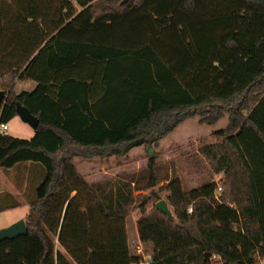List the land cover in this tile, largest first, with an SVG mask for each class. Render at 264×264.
I'll return each instance as SVG.
<instances>
[{
	"label": "trees",
	"instance_id": "obj_1",
	"mask_svg": "<svg viewBox=\"0 0 264 264\" xmlns=\"http://www.w3.org/2000/svg\"><path fill=\"white\" fill-rule=\"evenodd\" d=\"M19 81L36 86L17 94ZM0 90V124L18 103L40 121L31 140L0 134V168L43 171L28 235L0 243V264H139L127 230L137 210L148 264L264 258V0H0ZM226 116L220 142L199 150L223 175L222 193L213 180L184 192L172 177L166 203L178 222L138 205L135 193L159 180L154 148L187 120ZM141 146L146 170L98 183L71 152L104 161ZM0 198V211L20 205Z\"/></svg>",
	"mask_w": 264,
	"mask_h": 264
},
{
	"label": "rangeland",
	"instance_id": "obj_2",
	"mask_svg": "<svg viewBox=\"0 0 264 264\" xmlns=\"http://www.w3.org/2000/svg\"><path fill=\"white\" fill-rule=\"evenodd\" d=\"M22 86L23 84H20L17 91H20ZM194 111L197 110L192 112ZM199 119L197 117L185 121L170 135L165 137L158 147L154 148L155 170L159 179L157 186L135 193L138 198L144 197L137 204L142 205L146 202L147 213H153L154 208H157V203L161 200L166 201L169 195L167 187L172 177H178L181 180L184 192L199 188L210 180L215 181L219 187H223V175L213 172L212 166L199 153V150L204 146L220 142V139L215 137L214 134L228 126V116L216 126L201 125ZM8 124V135L11 137L31 140L35 135L34 130L23 122L19 116ZM71 152L77 155L73 163L78 172L89 183L112 180L130 173L138 174L139 171L146 170L150 162L145 146L134 148L125 156H113L104 161H101L98 157H91L90 151L87 150L74 148ZM62 157L63 154H60L57 156V160ZM39 172V168L31 164H25L17 169L13 168L10 170L0 168V193L11 192L18 203H20L16 208L0 211V230L14 224L18 220L17 218L30 213L29 204L35 200V188L37 185L32 181V177L33 175H39ZM220 193L217 192V195ZM2 198H0V206L5 204V200H2ZM168 208L172 214L171 218L178 222L174 209L169 204ZM141 217L140 210H137L131 212L127 218L129 245L134 256L142 257V262L139 264H148L150 261L148 254L153 251V247L151 245H143L139 240L137 225Z\"/></svg>",
	"mask_w": 264,
	"mask_h": 264
},
{
	"label": "water",
	"instance_id": "obj_3",
	"mask_svg": "<svg viewBox=\"0 0 264 264\" xmlns=\"http://www.w3.org/2000/svg\"><path fill=\"white\" fill-rule=\"evenodd\" d=\"M128 0H124V3ZM7 99V93L0 90V105L5 104ZM17 115L22 119L23 122L28 124L34 131H36L40 125V121L35 117L26 107L21 103L17 104ZM157 208L164 214L169 217H172L171 211L169 210L166 201L161 200L157 203ZM28 235V228L25 220L21 219L11 226L0 230V243L5 240H13L20 236ZM211 257L210 253L206 254V260H209Z\"/></svg>",
	"mask_w": 264,
	"mask_h": 264
},
{
	"label": "crops",
	"instance_id": "obj_4",
	"mask_svg": "<svg viewBox=\"0 0 264 264\" xmlns=\"http://www.w3.org/2000/svg\"><path fill=\"white\" fill-rule=\"evenodd\" d=\"M20 84H23V86H22V89L20 90V91H17V88H18V86L20 85ZM35 86H36V84L34 83V82H31V81H19V82H17L16 83V86H15V89H16V92H17V94H20L21 92H23V91H32L34 88H35ZM24 87V88H23ZM35 132V131H34ZM137 149V148H136ZM28 164H31V163H28ZM102 164V163H101ZM31 165H33V166H37L38 168H39V170H40V174L39 175H33V177H32V181L33 182H35L36 184H39L40 182H42V179H43V171H42V168L40 167V166H38V165H36V164H31ZM101 166V165H100ZM11 193V192H10ZM12 194V193H11ZM29 208H30V206H29ZM28 214H25V215H23V216H21V217H19V218H17L18 220L17 221H19V220H21V219H23V220H25L26 219V216H27ZM16 221V222H17ZM139 222V221H138ZM140 240V239H139ZM150 257V256H149ZM260 264H264V258L261 260V262H260Z\"/></svg>",
	"mask_w": 264,
	"mask_h": 264
},
{
	"label": "built area",
	"instance_id": "obj_5",
	"mask_svg": "<svg viewBox=\"0 0 264 264\" xmlns=\"http://www.w3.org/2000/svg\"><path fill=\"white\" fill-rule=\"evenodd\" d=\"M8 131H9V124L8 123H1L0 124V134L2 136H6V135H8ZM221 191H222V188L218 187L217 192L220 193Z\"/></svg>",
	"mask_w": 264,
	"mask_h": 264
}]
</instances>
